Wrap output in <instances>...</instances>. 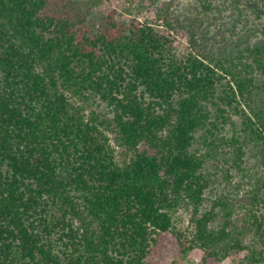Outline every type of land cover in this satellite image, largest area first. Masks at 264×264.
<instances>
[{"label":"trees","instance_id":"1","mask_svg":"<svg viewBox=\"0 0 264 264\" xmlns=\"http://www.w3.org/2000/svg\"><path fill=\"white\" fill-rule=\"evenodd\" d=\"M199 2L94 28L75 0H0V264H264V27L213 32Z\"/></svg>","mask_w":264,"mask_h":264},{"label":"rangeland","instance_id":"2","mask_svg":"<svg viewBox=\"0 0 264 264\" xmlns=\"http://www.w3.org/2000/svg\"><path fill=\"white\" fill-rule=\"evenodd\" d=\"M80 7L88 14V22L94 28L103 27L106 24V20L109 14H113L114 17L125 26H128L131 22H149L155 26L163 23V13H172L182 19L191 20L193 16H197L200 13L201 6L199 0H75ZM211 1L216 4L221 10L222 14L212 13L208 24H213L212 30H221L224 26L230 27L236 21L241 19H249L250 26L248 32L253 36H260L261 28L264 27V3L260 2L259 9L252 10L251 6L257 1H242L240 3L243 9L240 12L238 9L231 6L228 2L223 0H204ZM242 4L244 6L242 7ZM256 6V5H255ZM218 18L212 22L211 19ZM218 22H221L219 24ZM223 24V25H222ZM160 30H164L163 27L158 26ZM239 28L242 25L239 24ZM174 48L183 51L186 48V44L180 38L176 37ZM175 225L177 228L188 233L191 230L190 214L182 210L174 216ZM242 253L230 255L225 260L217 264H235ZM203 251L199 248H194L186 254H179L173 257L170 264H202Z\"/></svg>","mask_w":264,"mask_h":264}]
</instances>
